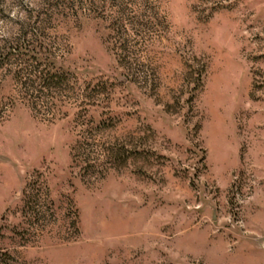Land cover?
I'll return each instance as SVG.
<instances>
[{
  "label": "rangeland",
  "instance_id": "obj_1",
  "mask_svg": "<svg viewBox=\"0 0 264 264\" xmlns=\"http://www.w3.org/2000/svg\"><path fill=\"white\" fill-rule=\"evenodd\" d=\"M0 264H264V0H0Z\"/></svg>",
  "mask_w": 264,
  "mask_h": 264
}]
</instances>
